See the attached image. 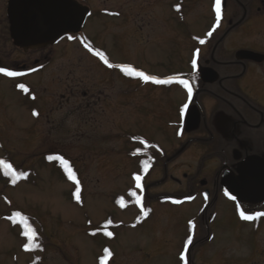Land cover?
Wrapping results in <instances>:
<instances>
[{
    "label": "rangeland",
    "instance_id": "1",
    "mask_svg": "<svg viewBox=\"0 0 264 264\" xmlns=\"http://www.w3.org/2000/svg\"><path fill=\"white\" fill-rule=\"evenodd\" d=\"M95 1L96 7L101 8L102 0ZM133 1L124 0L123 6H127L124 10H138L140 16L147 11L146 8H139L144 2H156ZM194 1L187 0L185 23H181V17L171 14L172 30L187 33L178 34L177 39L189 42L190 46L195 43L192 38L201 36L208 23L200 10L194 7ZM134 3H139L137 8L133 7ZM109 6L112 4L107 8ZM158 7L163 12L168 10L164 1L158 3ZM147 14H151V11ZM106 20L114 25L121 24L120 20H110L92 13L84 34L95 45L102 47L112 60L129 61L123 65L159 77L182 73L185 66L180 58V46L172 44L166 54L152 41L140 47L143 53L132 57L124 51L113 32L103 31ZM3 28L7 30V25L0 17L1 34ZM172 33L175 36V32ZM177 39L173 38V42H179ZM3 51L1 58L6 63L20 60L14 54L6 58L11 53L8 48ZM44 55L40 53V56ZM67 57L57 61L52 69L37 75L38 82L37 79L32 80L31 91L45 101L50 96L42 93L45 88L58 96L63 94L64 88H72L80 83L83 90L93 85L90 95L95 90L103 91L107 100H111L115 94L124 99L127 95L129 106H132L134 98L130 93L131 88L127 92L116 93L115 88L110 89L118 87L115 80L109 84L103 82L97 67L87 71L82 65L69 72L60 68L56 73L58 79L53 80V69L59 64H66ZM118 72L113 69L108 74L123 81L126 90L132 87V83H126ZM86 74L92 78H87ZM45 83L51 87L48 88ZM178 98L176 96L172 102H177ZM180 103H176L175 113ZM29 105L30 101L22 98L10 81L0 80V264H100L103 259L107 264H264V218L258 221L257 224H262L253 234L251 226L239 223L237 219L236 213L242 211L243 203L219 201L207 207L204 222H193L194 217L203 216L205 205L201 201L204 197H198L193 205L187 207L159 204L158 200H162L167 192L177 197L186 195L188 182L183 180V189H178L174 184H167L164 189L161 188L164 182H160L163 174L153 173L149 178L150 200L145 198L141 204L142 210L139 211L135 205H127L125 188L134 186L132 183L126 185L125 181L128 174L140 168L142 163L125 152L136 144V136L155 142L162 137V116L158 119V113L162 110L158 102L147 110H124L118 132L115 131V119L120 115L117 110L111 114L99 110L95 116L91 114L93 120L88 115L78 120L75 114H68L69 106L51 113L48 103L35 122L29 113ZM154 111L155 118L151 114ZM87 121L94 125L85 124ZM116 134H120L119 137ZM159 144L162 145L163 140H159ZM51 152L60 153L63 158L55 159L48 155ZM104 155L111 162L123 160V169L119 171L121 176L115 175L114 179L103 162ZM187 156L171 164L172 169L169 168L168 173L180 179L184 172L192 174L197 159ZM5 163L11 165L16 173L24 175H17L14 179L10 173L6 174ZM69 169L75 176V179L71 178L72 182L66 181ZM163 191L166 192L162 194ZM138 198L142 201L143 194L135 198L140 201ZM247 208L257 212L264 205ZM16 213H20V216H16ZM29 226L35 231L32 239L26 237L31 235ZM192 238L200 240V244L190 254L187 252L189 261L186 263L184 251Z\"/></svg>",
    "mask_w": 264,
    "mask_h": 264
},
{
    "label": "flooded vegetation",
    "instance_id": "2",
    "mask_svg": "<svg viewBox=\"0 0 264 264\" xmlns=\"http://www.w3.org/2000/svg\"><path fill=\"white\" fill-rule=\"evenodd\" d=\"M9 1L0 0V17L4 18L7 25V30L3 28L2 34L0 33V68L20 75L10 77L0 72V80L10 81L22 98L30 101L29 113L35 122L38 121L44 106H48V103L51 105L49 110L51 113L59 111L63 106H69L70 113L68 114H75L78 120L86 115L91 117L93 113L95 116L99 110L109 112L108 114L117 110L120 115L115 119V131L118 132L125 115L124 110L135 108L147 110L155 107V102L160 104L159 108L162 111L158 113V119L162 116V137L155 142L153 139L136 136V144L132 145L130 151L125 152L128 155L132 154V157L138 158L142 163L140 168L128 174V180L125 181L126 185L132 183L134 186L130 188L124 186L126 187L124 195H127L131 205H135L134 202L137 200L135 198L141 194H143V200L138 198L141 204L144 203L145 198L150 200L148 189L151 182L149 178L153 173H162L163 178L160 182L164 183L161 188L166 189L167 184H174L179 187L178 189H183V182H188L185 188L186 195L180 198L189 196L192 202L182 204L181 207L191 206L198 197H204L201 202L205 205L206 213L204 214V211L203 216L193 218V222L199 220L204 222L209 207L219 201L232 202L223 193L221 186L223 177L243 176L250 179L249 169L261 167V165L264 167V0H221L218 26L215 0H195L194 7L200 10L208 23L201 36L192 38L195 43L191 46L189 42L177 39L181 34L187 35L186 32L173 31L171 27L172 13L181 17L182 24L186 22L187 0L144 2L139 7L147 9L143 16H140L138 10L125 11L124 7L127 6H123L124 0H102L101 8L96 7L95 0H74L89 10L81 31L78 34L64 37L54 45L27 51L15 47L11 39L7 15ZM163 1L167 3V12L161 11L158 7V3ZM110 3L112 6L107 8ZM138 4L134 3L133 7L137 8ZM148 11H151V14H147ZM92 13L101 14L110 20H120L121 24L117 25L106 20L103 31L113 32L112 34L118 38L124 51L132 57H136L139 52L143 53L140 47H144L149 42L153 43L152 41L155 42L153 43L155 46L164 49L166 54L170 51L169 47L172 44L180 46L182 49H180V58L185 66L182 73L159 77L160 75L148 74L133 68L136 72H143L157 80L170 81L168 83L145 82L135 74H125L122 69L128 66L123 64H128L129 61L112 60L102 47L95 45L84 34L85 25ZM172 32H175V36H172ZM173 38L179 42H173ZM201 40L204 43H200ZM7 48L11 50V53L6 55V58L14 54L20 60H10L6 63L1 58L4 51H1H7ZM42 52L45 53L44 56H40ZM243 52L257 56L245 58ZM100 53L104 54L108 64L113 67H109L100 58ZM67 55V63L59 64L53 69V80L58 79L59 76L56 73L60 71V68L69 72L83 66L87 71L97 67L100 69L98 73L102 75L99 78H102L103 82L109 84L115 80L118 87L110 89L115 88L116 93L127 92L131 88L130 93L134 98L132 106H129L130 99L127 95L124 99L121 95L115 94L111 100H107L104 98L103 91L95 90V93L90 95L89 92L92 91L93 85L83 90L80 83L74 84L72 88L70 86L64 88L63 94L58 96L49 93L45 88L42 93L50 95L45 99L46 102L37 93L31 91L32 80L37 79L38 82L37 75L52 69L57 61L65 59ZM33 56L36 57L33 58ZM193 59L196 60L195 68L192 64ZM134 61L136 60H132ZM113 69L119 71L121 78L126 83H132L133 86L126 90L123 81L108 74ZM177 77L189 82L192 88L191 95L177 81ZM87 78L90 77L87 75ZM45 84L48 88L51 87L49 83ZM19 85H24V89ZM173 93L174 96H172ZM176 96L179 97L178 101L181 103L175 113L178 101L172 102V99ZM151 114L155 118V111ZM91 119L93 120L92 117ZM85 124L94 125L88 121ZM116 135L119 137L120 134ZM159 140H163L164 145H160ZM187 154L197 159V164L193 168L194 172L192 174L182 173L181 179L168 173L171 164L181 157H188ZM123 155L124 151L121 157ZM107 157L103 156L105 160L103 162L116 179L115 175L121 176L119 171L123 169L121 168L123 160L117 159L111 162ZM177 169L179 170L180 167ZM137 175L141 178L139 181L135 179ZM202 175L203 178H201ZM138 183L140 187H137ZM133 192L136 195L133 196ZM162 197L177 198L171 192L165 193ZM158 203L170 205L167 201ZM237 203H243L242 211L246 215L264 213V208L257 212L247 208L253 205H264V202ZM136 205H140V202ZM236 214L239 223H246L251 226L253 234L257 233V229L262 224L257 223L264 216L254 220H245L240 216V212ZM199 244L200 240L195 241L192 238L189 245L190 252Z\"/></svg>",
    "mask_w": 264,
    "mask_h": 264
},
{
    "label": "water",
    "instance_id": "3",
    "mask_svg": "<svg viewBox=\"0 0 264 264\" xmlns=\"http://www.w3.org/2000/svg\"><path fill=\"white\" fill-rule=\"evenodd\" d=\"M88 10L73 0H10L7 15L15 47L24 51L53 45L69 34L80 31ZM245 58H253L249 52ZM250 179L223 177L225 195L244 202L264 201V167L249 169Z\"/></svg>",
    "mask_w": 264,
    "mask_h": 264
},
{
    "label": "snow or ice",
    "instance_id": "4",
    "mask_svg": "<svg viewBox=\"0 0 264 264\" xmlns=\"http://www.w3.org/2000/svg\"><path fill=\"white\" fill-rule=\"evenodd\" d=\"M220 2H221V0H215V11H216V15H217V26H218L220 14H221ZM68 38L69 39H72L73 37H68ZM200 43H204V41L201 40ZM99 55H100V58L102 60H104V62L106 64H108L107 58L104 56V54L103 53H100ZM192 64H193V67L195 68L196 67V60L195 59H193ZM108 66L109 67H113V65H111V64H108ZM122 71L125 74H127V75H133V74H135L136 76H138L141 79H143L145 82H147V81H153L155 83H168V82H170V81H160V80H157L154 77L145 75L143 72H136L135 69H133L131 67H124L122 69ZM0 72L4 73L6 76H10V77H14V76L20 75L19 73L12 72V71H7V70H5L3 68H0ZM176 79H177V81L181 85H183L188 90L189 95H191L192 88L189 86V82L187 80L182 79V78H179V77H177ZM19 87L22 88V89H24V85H19ZM25 91H27V89H25ZM34 115H37V113H34ZM57 159H62V158L57 157ZM4 168L6 170V174L10 173L13 176L14 179L17 177V175H19V176H23L24 175L23 173H19L18 174L15 171H13L11 165H9L7 163L4 164ZM68 174H69V176L71 178L75 179L74 173H72L70 169L68 170ZM135 179L137 181H139L141 178H140V176L137 175L135 177ZM137 187H140L139 183L137 184ZM132 195L134 196L136 194L133 192ZM77 199H79V195L78 194H77ZM15 215L16 216H20V213H16ZM240 216L243 219H245V220H254V219H257V218H259L261 216H264V213L257 212L255 215H246L244 211H241L240 212ZM21 219H26V218L21 217ZM29 233H31V235L29 236V238L32 239L35 236V231H34V229H31L30 226H29ZM26 234H28V233H26ZM108 235H111V233H108ZM189 243H191L190 240H189Z\"/></svg>",
    "mask_w": 264,
    "mask_h": 264
},
{
    "label": "trees",
    "instance_id": "5",
    "mask_svg": "<svg viewBox=\"0 0 264 264\" xmlns=\"http://www.w3.org/2000/svg\"><path fill=\"white\" fill-rule=\"evenodd\" d=\"M26 237H29V236L26 235Z\"/></svg>",
    "mask_w": 264,
    "mask_h": 264
}]
</instances>
